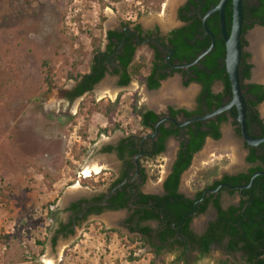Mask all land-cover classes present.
I'll return each instance as SVG.
<instances>
[{"label": "rangeland", "instance_id": "obj_1", "mask_svg": "<svg viewBox=\"0 0 264 264\" xmlns=\"http://www.w3.org/2000/svg\"><path fill=\"white\" fill-rule=\"evenodd\" d=\"M181 2L0 0V264H169L167 255L154 258L150 248L122 227L121 213L90 215L74 234H58L52 244L57 221L49 211L66 222L70 201L105 192L117 162L112 155L100 154L99 147L122 132H143L131 111L133 97L144 94L134 80L106 113L105 106L116 98L99 95L108 76L91 93L67 103L62 96L75 84L73 76L88 70L92 48L102 45L104 30L116 20L137 18L168 29L179 24L175 13ZM245 39L246 50L250 43ZM165 81L186 91L177 76ZM115 124L120 130L103 132ZM223 126L232 134L229 123ZM170 144L157 158L160 180L171 162L175 142ZM245 153L236 139L208 138L182 174L181 191L191 195V182L209 167H217L211 180L245 169ZM93 165L100 173L83 177L84 168ZM157 181L148 177L144 187L155 189ZM237 199V193L222 192L225 205ZM219 251L215 249L213 257ZM203 261L200 264H210V259Z\"/></svg>", "mask_w": 264, "mask_h": 264}, {"label": "trees", "instance_id": "obj_2", "mask_svg": "<svg viewBox=\"0 0 264 264\" xmlns=\"http://www.w3.org/2000/svg\"><path fill=\"white\" fill-rule=\"evenodd\" d=\"M247 1L243 0L242 3V35L251 29L256 21L264 25V0H256V3H246ZM217 2L218 0H199L198 2L196 0H189V3L185 5L184 9L187 11H190V6L198 7V9L197 13L190 18L186 17V12L182 14L180 12L181 20L190 22L172 30L170 33L172 36L170 44L174 49L175 56L192 60L210 45L211 39L204 32L201 25V15ZM231 14V1H228L224 10L227 32H229L231 25ZM7 20L5 19V21ZM249 20L252 21L248 22ZM5 21L3 20V22ZM206 24L214 34L215 43L213 49L194 66L195 79L202 85V91L197 100L204 107L203 110H199V114L197 115L207 113L223 105V98L225 96L231 97L230 83L224 65L225 46L220 35L217 12L212 13L208 17ZM122 35V33H118L117 31L107 32V38L110 41L107 51L95 54L88 63V70L85 73H79L73 76L76 82L75 85L63 93V97L67 103H72L76 97L83 95L85 92L87 94L91 93L94 84L104 76V62L106 60L110 61L112 58L111 54L116 50L117 44L121 45ZM112 38L117 39L118 43L116 42V45L111 43ZM245 45L246 41L241 38V46ZM94 51H99V44L94 45ZM133 51L134 46L125 39L118 53L115 55V59L118 60V64L123 71L119 84H127L129 75H132L137 79L138 83L145 81L149 87H157L158 80L153 79V73H149L144 77L140 74L141 71L139 69L143 66L142 59L140 60L141 63L138 62L134 65H129ZM247 56L248 53L241 54L238 67L241 84L243 79L249 77V69L251 66L244 61V57ZM114 72H117V68L114 69ZM165 76H160L159 80ZM215 80H221L224 85L223 91L217 94L212 93L210 89ZM246 86H248L247 92L254 98V101H247L246 124L248 127L250 123L256 122L257 128L255 126L253 128L257 134L253 135L262 137L264 136V124L257 119V112L254 106L264 100V88L262 85L255 83H250ZM241 87L244 88V85L242 84ZM120 95L119 93L113 101L108 102L105 106L106 113L113 110L119 101ZM131 111L136 117L140 118V124L143 127L150 128V130L154 129V123L157 122L159 116L147 110L145 105L139 104V95L133 97ZM189 115L194 114L190 113ZM225 120V112H222L216 115L214 119L208 120L205 124L202 122H194L186 127V141L182 140L180 142V149L172 166V170L163 182L164 195L152 196L138 194L130 202V198L133 197L131 193L127 194L125 188H121L119 191L115 189L116 195H113L108 200L107 205L99 206L96 203L104 197L103 193H99L92 199L82 198L70 204L66 210H71L72 215L66 223L60 220L58 221L56 212L50 210V217L53 215L58 223V228L54 230L52 244H54L58 234L65 235L72 233L73 229L71 225L74 221L84 220L91 212L99 214L104 209L126 207L130 202L133 208L131 214L125 220L128 224L129 231L141 234V238L139 239L142 241V245L148 243L151 247L155 248L154 253L159 252L161 248L165 247V243L169 238H173V241L176 242H172L171 245H181L184 250H187V245L191 248L195 246L199 250L201 257H205L209 253L211 243H221L226 238L227 249L230 251H241L245 256L246 264H264V175H257L250 187L239 191L240 200L237 205L230 204L225 208L221 206V191L226 190L230 195L236 191L226 187H222L216 194L208 193L205 198H201L202 191L205 188H215L223 182L231 185L247 184L254 172L264 170V142L256 146H250L246 160L252 164L257 162V164L250 167L246 172H240L234 175L223 174L219 179L211 180L217 174V167H209L202 170L196 179L191 182L192 188L197 191L194 199L186 198L177 192L180 175L190 164L193 153L201 148L207 136L213 139L220 137L219 124ZM173 126L171 124L169 127H165L164 124H160L156 141L151 143L152 154L145 155L142 158L143 161L147 162L146 164L150 165V178L153 181L158 178L157 156L164 150L165 139L171 134L177 136L179 133L178 128L175 127L174 129ZM203 127L206 128L204 129ZM116 130H120L119 124L106 127L103 129V132H114ZM111 148L109 145L103 148V150L106 149L109 151ZM116 150L118 156L121 158L124 153L132 156L138 152L135 140L133 138L131 139V136L120 140ZM150 155V159L147 158ZM126 163L129 169L133 167L132 162L128 159ZM141 173L145 178L146 174L143 169H141ZM124 175L126 174L124 173ZM121 180L122 178L114 180L111 186H116ZM209 202H212L216 210V218L209 222L203 234L196 235L188 230V225L193 217V211L196 209L197 214L204 212ZM82 203H85V205L91 203V206L79 216L77 213L82 211ZM145 220H157L159 222V229L155 234L156 243L151 237L152 230L147 226L143 227L139 225L140 222ZM111 230L118 232L115 229ZM157 243L159 244L156 245Z\"/></svg>", "mask_w": 264, "mask_h": 264}, {"label": "flooded vegetation", "instance_id": "obj_3", "mask_svg": "<svg viewBox=\"0 0 264 264\" xmlns=\"http://www.w3.org/2000/svg\"><path fill=\"white\" fill-rule=\"evenodd\" d=\"M177 1L178 0H172V3L177 2ZM181 1L182 2L177 7V10L175 13L176 19L179 23L177 26L166 29V28H162L158 23H152V24L151 23H143V22L137 20V18H135L134 20H129V19L128 20H116L113 27H108L106 30H104L103 42H102V45L99 46V51L98 52L94 51V47L92 48L90 59H92V57L95 54L104 53L107 51L108 44L110 43V41L107 38V32L108 31H117L118 33H122L123 35L121 38V45L124 43V40L126 39L127 42H130L134 46V51H133L132 58H131L129 65H134L135 63H138V62L141 63L140 60L142 59L143 66L139 69V71L145 72L143 77L147 76L149 73H153V79L158 80V86L155 88L149 87L148 84L145 81H143L141 83V85L145 86L144 88H145V93H146L145 95L146 96H144V98L141 96L139 97V104L145 105L147 110H150L159 116V119L157 120V122L154 123V129L150 130V128L143 127L140 124V118L138 117L139 118V125H140V128L142 129L143 132H140V133L122 132L121 136H118V138L115 139L114 142L107 143V144L101 145L99 147V153L100 154H106L107 156L112 155L113 158L117 162L114 165L115 169L112 172L113 175H112V178L110 179V181L107 185L106 191L103 192V194H104L103 199H101L97 203L95 202L99 206H106L107 205L108 200L111 199L113 197V195H116L115 189H117L119 191V190H121V188H125L127 194L131 193L133 195V197L130 198V202L138 194H145V195H152V196L164 195L165 190L163 188V182L172 170V166H173V164L177 158L178 151L180 149V142L182 140L186 141V138H187V135L185 134L186 127L188 125H191L194 122H202L203 124H205L208 122V120L215 118V116H214L213 118H209V119H205V120L190 121L184 125H181V123H183L185 121L203 116V115L213 111V110H211L207 113L197 115V114H199V110L204 109V107L201 106L197 100L200 92L202 91V85L198 81H196V79H195L196 75L194 73V66L197 65L199 61L194 65L186 66V64L193 61L197 56L192 60L177 57V56H175L174 49L171 47V44H170L171 39H172V36L170 34L171 31L174 29H177V28H179L185 24H188L190 22V21L181 20L180 12H181V14L186 12V17H188V18H190L191 16H194L195 13H197L198 7L190 6V11H187L184 9L185 5L187 3H189V0H181ZM196 1L198 2L199 0H196ZM245 1H247V0H245ZM242 3H243V0H242ZM246 3H256V0H248ZM251 21L252 20H249L248 22H251ZM255 23H258V22L256 21V22H254V24ZM261 26H264V25H261ZM249 30H247L243 35H241V38L245 41H246L245 35ZM253 30H255V29H253ZM248 40H249V36H248ZM240 41H241V39H240ZM116 42H117L116 38L111 39V43L115 44ZM249 43L251 45L250 40H249ZM121 45L117 44L116 50L114 52H112V54H111L112 55L111 60L110 61L106 60V62H104V66H105L104 76L96 84H94L93 88L95 87V85H97L103 79H105L106 75L112 76L115 79V81H114L115 86H118V87H126L131 83L132 80L136 79L132 75H129V81L127 84H123V85L119 84V80L121 78L123 71H122V68L120 67V65L118 64V60L115 59V55L118 53ZM246 45H247V41H246ZM246 45L242 46L243 50H242L241 54L248 53V56L244 57V61L246 64H250L251 67L249 69V77L243 79V81H242L244 88L241 87L242 93H243V96H244V99L246 102L245 122L247 119V109H248L247 101H250V100L254 101V98L247 92L248 86H246V85L250 84V83H255V84H259V85L263 86V84H261V83L249 81L251 79V75H252L253 64L251 63V53L249 52V50H247V49L245 50V48L247 47ZM250 48H251V46H250ZM141 49L146 53V55H145V53H139L138 52V50H141ZM89 62H90V60H89ZM238 67H239V65H238ZM88 68H89V66H88ZM116 68H117V72L115 73L114 69H116ZM127 71H128V69H127ZM162 75H166V76L159 80L160 76H162ZM175 76H177V78H179V86L183 90H186L185 92L178 91V88L176 86V82H174V81L172 83H166L165 80H167L169 78L170 79L174 78ZM189 79H194V80L190 81ZM93 88H92V90H93ZM190 88H193V90H195V92L193 93L192 91H187V89H190ZM223 88H224V85H223L222 81L221 80H215L212 83L210 89H211L212 93L217 94L219 92H222ZM263 88H264V86H263ZM158 90H159V92L157 94H155L154 96H152L153 93H155L154 91H158ZM107 92L112 93L114 96L116 91L110 92L107 90ZM189 92H191V93H189ZM85 94H87V92H85L83 95H85ZM83 95L76 97L72 101V103L76 99L81 98ZM103 95L104 94H102L101 96H103ZM223 99H224L223 105H225L226 103H228L230 101L231 97L225 96ZM63 100L66 101V99L64 97H63ZM132 101H133V99H132ZM254 109L257 112V119L260 120L262 124H264V117L262 116L263 114H261V111L259 109V103L254 106ZM223 112H225L226 120L220 122V124H219L220 137L218 139L222 138L223 140H227V139L238 140V142H240L242 148L246 151V153L244 155V162L246 163L247 166L245 169L236 171L234 173H222L218 178H214L212 180L219 179L223 174L234 175V174H237L240 172H246L250 167L257 164V162L252 164V163L247 162V160H246V157L249 154L250 145H247L241 138L239 124H238L237 119H236V109L233 107L231 110H225ZM190 113L194 114V115H189ZM225 123L230 124V128H231L230 132L232 134H229L228 129L226 130V127L223 126V124H225ZM160 124H164L165 127H169L171 124H173L174 125L173 128L175 129V127H177L179 133L177 136H174L173 134H171L165 139L164 150L162 152H160L157 156L159 158L163 155V153H166L169 150V147L171 145L170 144L171 140H172V142H175L174 149H171V151H170V153L172 155L171 162L169 163V165L167 167V171H166L163 179L160 180V178H157L158 181L156 179V181L158 182V186L155 189L154 188L151 189L150 187L145 188L144 184H145L146 180L148 179V177L150 178V171H149L150 169H148V172H147V167L150 168V165L149 164L146 165L147 162L143 161L142 158L145 155L147 156L148 154H152L151 143L156 141V138H157V135L159 132ZM256 125H257V123L253 122V123H250L249 126L247 127L249 134H251L254 137H256L255 135L257 134V132L253 128V126H255L257 128ZM227 126H229V125H227ZM246 126H247V124H246ZM203 128L205 129L206 127H203ZM114 132H116V131H114ZM109 134H110V132H109ZM225 134H227V135H225ZM253 134H255V135H253ZM128 136H131V139L133 138L135 140L138 152L132 156H128V153H126V154L124 153L122 158H121L118 156L116 147L118 146V143L120 142V140L127 138ZM207 138H211V137L207 136L205 138L204 143L201 146V148L198 151L193 153L190 164L181 173L180 178H179V184H178L177 192L181 193L184 197L189 198V199H194L197 191L192 190L191 195H188V194L182 192L180 189L181 177H182V174L191 166V164L194 160V155L203 148V146L206 143ZM211 139H213V138H211ZM218 139H213V140H218ZM109 145L112 147L109 151L106 149L103 150V148H105ZM206 149H207V145L204 147V149L198 155H203ZM150 157H151V155L148 156L147 158L150 159ZM127 159L130 162H132V164H133V167L130 169L128 168V164L126 163ZM157 162H158V160H157ZM160 166H161V163H158L157 167H160ZM141 169H143L144 173L146 174L145 178L143 177V175L141 173ZM100 171L101 170L99 167L98 173H100ZM159 172H161V171L158 170V173ZM124 173L126 175H124ZM88 177H90V176H88ZM118 178H122V180L120 182H118L116 186H111V183ZM223 187H225V186H223ZM226 188H228V187H226ZM205 189H207V188H205ZM203 191H202L201 198H205L208 193L216 194L218 192V191L217 192H207L205 195H203ZM223 191H226V190H222L221 194H220V203H221L222 207L225 208L230 204L231 205H237L238 204V202L240 200V194H239L238 190H236L234 192V193L238 194L237 201L235 203L231 202V203H228L226 205L222 202V192ZM227 194H228V192H227ZM228 195H230V194H228ZM94 196H97V194L92 195L91 197H79L78 199L70 201L68 203V205L66 206L65 211L70 213L69 214V217H70L72 215L71 210H66L70 206V204H72L73 202H76L82 198L92 199ZM130 202L128 203V205L126 207H122L119 209H104L99 214H95V213L91 212L90 214L87 215V217L84 220H86L90 215H101L105 212L124 210L125 215H124V218L122 220L121 225L128 232H130L129 228H128V224L125 222L127 217L131 214V211L133 208V206H131ZM90 206H91V203L86 204V205H85V203H82L81 204L82 211L78 212L77 214L79 216H81V214ZM196 211H197L196 209L193 211V217L191 218L190 223L188 225V230L192 231L196 235H201L207 229L209 222L213 221L216 218V210L213 207L212 202H209L207 204L204 212L197 214ZM69 217H68V219H69ZM198 217H201V218L203 217V218L200 219L199 221H195V219ZM84 220L74 221L73 224L71 225L72 229H73L72 233H67L65 235L74 234V228L76 226H79L80 223ZM61 222L66 223L65 221H61ZM139 225L143 226V227L147 226L152 230L151 231V237H152V240L155 241V243H156L155 234H156V231H158V229H159V222L157 220H145V221L140 222ZM56 228H58V223L56 225ZM130 233H133L135 235V237L138 239V242L140 244H142V241H140V239H139V238H141V234H138L137 232H130ZM60 235H63V234H60ZM173 240H174L173 238H169L167 240V242L165 243V247L161 248V250L159 252H156V253H154L155 248L151 247L148 243L143 244V246L151 249L150 253H152L154 255L153 256L154 258H157V257L162 256V255H167L169 257V260H170L169 264H200V263H202L203 260H207V259H210V264H246L245 256L243 255V253L241 251H237V250L236 251H230L227 249V247H226L227 239L226 238H224L221 243H215V242L211 243L209 253L205 257H201L199 250L197 248H195V246L191 248L190 246L187 245V250H184V248H182L181 245H177V244L171 245L172 242L173 243L176 242ZM158 244L159 243H157L156 245H158ZM215 249L220 250L221 254L216 256V257H213L212 252Z\"/></svg>", "mask_w": 264, "mask_h": 264}, {"label": "water", "instance_id": "obj_4", "mask_svg": "<svg viewBox=\"0 0 264 264\" xmlns=\"http://www.w3.org/2000/svg\"><path fill=\"white\" fill-rule=\"evenodd\" d=\"M228 1H231V9H232L231 25H230L229 32H227L226 30L225 17H224V10H225V6L228 3ZM214 12H217L218 14L220 35L222 37V40L225 46L224 47L225 48L224 65H225V70L228 75V79L230 83L231 99L225 105H222L203 116L185 121L181 123V125H184L190 121L205 120V119L213 118L214 116L222 113L223 111L231 110L234 107L236 109V119L239 124V129H240L242 140L247 145L256 146L259 143L264 142V136L254 137L251 134H249L247 130V126L245 122L246 102H245V99L242 93L241 83H240L239 74H238V65H239L241 53L243 50L241 46V41H240L241 35H242L241 31H242V22H243L242 0H218V2L215 5L210 7L204 14L201 15V25H202L204 32L207 33L211 39L210 45L205 50L200 52L193 61L186 64V66L196 64L201 58H203L213 49V46L215 43V37H214V34L207 27L206 21L208 17ZM256 28H261L264 30V26H261L260 24L255 23L253 27L246 33L245 36L248 38L249 34L253 31V29H256ZM247 50H249V52L252 55L251 63L253 64L252 75L249 81L258 82V83L263 84L264 86V82H262L260 79L253 77V69L255 68V63L253 61V52L250 46L247 48ZM262 102H260L259 105ZM207 140L208 138L206 139V141ZM257 175H264V170L254 172L251 175L250 180L247 184L231 185L229 183L223 182V183H220L215 188L205 189L203 191V195H205L207 192H217L223 186L240 191L244 188L250 187Z\"/></svg>", "mask_w": 264, "mask_h": 264}, {"label": "bare ground", "instance_id": "obj_5", "mask_svg": "<svg viewBox=\"0 0 264 264\" xmlns=\"http://www.w3.org/2000/svg\"><path fill=\"white\" fill-rule=\"evenodd\" d=\"M249 40L251 42V50L253 52V61L255 63V68L253 70L254 78L260 79L263 81L264 79V30L261 28H256L249 34ZM173 88V87H172ZM105 93L109 97H113L112 93H108L107 91L101 92L99 95ZM262 114L264 115V105L261 108ZM227 135V134H225ZM99 172V166L93 165L92 167L87 166L84 168L82 175L84 177L91 176L93 174H97ZM48 262H51L48 260Z\"/></svg>", "mask_w": 264, "mask_h": 264}, {"label": "crops", "instance_id": "obj_6", "mask_svg": "<svg viewBox=\"0 0 264 264\" xmlns=\"http://www.w3.org/2000/svg\"><path fill=\"white\" fill-rule=\"evenodd\" d=\"M108 76V77H107ZM106 79L105 80H103L102 81V83H103V85L105 84L106 86H103L102 84V86H103V90H102V92H105V91H110V92H113V91H116L115 92V95L113 96L114 98L119 94V92H121L124 88H127V86L126 87H118V86H115V83H114V81H115V79L112 77V76H109V75H106ZM132 82V81H131ZM131 84V83H130ZM129 84V85H130ZM133 85L134 86H136V87H141L140 89H142V92H144V95L142 96V97H144L145 96V86H143V85H141V83H138V81L136 80V79H134V82H133ZM164 85V84H163ZM161 89V88H160ZM159 89V90H160ZM159 90L158 91H154L155 93H153V95L152 96H154L155 94H157L158 92H159ZM101 91V90H100ZM104 95H105V93H103ZM112 99V98H111ZM109 213H121L122 215L124 214L125 215V213H124V210H118V211H110ZM123 215V216H124Z\"/></svg>", "mask_w": 264, "mask_h": 264}]
</instances>
